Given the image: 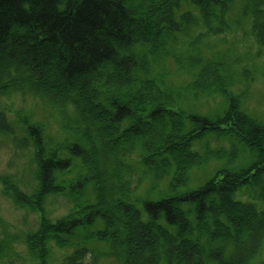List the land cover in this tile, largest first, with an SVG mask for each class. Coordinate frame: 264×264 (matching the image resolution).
Segmentation results:
<instances>
[{
  "label": "trees",
  "instance_id": "trees-1",
  "mask_svg": "<svg viewBox=\"0 0 264 264\" xmlns=\"http://www.w3.org/2000/svg\"><path fill=\"white\" fill-rule=\"evenodd\" d=\"M258 77L264 0H0V99L32 95L58 121L0 110V141L33 154L32 188L0 177L39 216L30 260L264 264ZM15 239L1 229L0 264Z\"/></svg>",
  "mask_w": 264,
  "mask_h": 264
},
{
  "label": "rangeland",
  "instance_id": "rangeland-1",
  "mask_svg": "<svg viewBox=\"0 0 264 264\" xmlns=\"http://www.w3.org/2000/svg\"><path fill=\"white\" fill-rule=\"evenodd\" d=\"M240 5L243 6V0H240ZM240 12L241 8L238 9L237 15ZM238 51L243 52L245 49L239 48ZM252 52H256V49L253 48ZM246 106L253 116L264 121V78L258 77L257 82L251 88ZM0 110L13 123L18 120V116L20 115L32 116L37 120L45 122L47 127H49V131L55 132L58 129L56 111L48 107L37 97L29 94H11L1 98ZM32 159L33 154L30 148L17 149L10 140L6 142L5 140L4 142L2 141L0 144V177L10 176L12 179L19 178L20 180H24L28 184L29 190L34 185L33 173L35 166ZM165 186L166 181L161 184L160 189H164ZM151 198H154V196ZM49 213L51 218L56 219L66 214L67 211L63 209H51ZM38 221V214L20 209L7 199L3 195L2 186L0 185V231L2 228H5L11 237H20V240L15 239L14 241L15 252L19 256V258H16V264H34L27 255L22 239L26 234L38 228Z\"/></svg>",
  "mask_w": 264,
  "mask_h": 264
}]
</instances>
